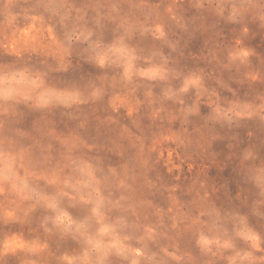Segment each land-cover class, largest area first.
<instances>
[{"label": "rangeland", "instance_id": "obj_1", "mask_svg": "<svg viewBox=\"0 0 264 264\" xmlns=\"http://www.w3.org/2000/svg\"><path fill=\"white\" fill-rule=\"evenodd\" d=\"M0 264H264V0H0Z\"/></svg>", "mask_w": 264, "mask_h": 264}]
</instances>
